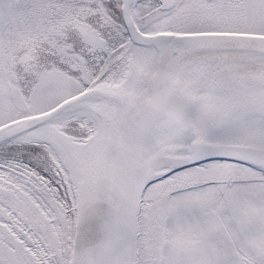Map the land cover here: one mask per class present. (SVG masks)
Segmentation results:
<instances>
[{"label": "snow or ice", "instance_id": "6c2138e0", "mask_svg": "<svg viewBox=\"0 0 264 264\" xmlns=\"http://www.w3.org/2000/svg\"><path fill=\"white\" fill-rule=\"evenodd\" d=\"M0 264H264V0H0Z\"/></svg>", "mask_w": 264, "mask_h": 264}]
</instances>
